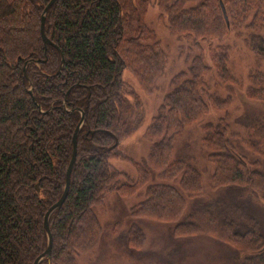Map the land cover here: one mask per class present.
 Instances as JSON below:
<instances>
[{"label": "trees", "instance_id": "1", "mask_svg": "<svg viewBox=\"0 0 264 264\" xmlns=\"http://www.w3.org/2000/svg\"><path fill=\"white\" fill-rule=\"evenodd\" d=\"M193 1H158L172 35L197 50L214 38L222 42L227 25L221 2L228 24L248 21L249 47L264 60V0H199L184 9ZM49 2L0 0V264H33L45 251L44 215L63 193L81 113L84 121L69 192L49 219L52 251L49 261L40 264H77L100 237L94 209L105 195L116 190L128 196L142 187L147 200L131 210L133 217H168L164 223L175 224L177 239L207 236L248 254L238 264H264L259 224L239 204L200 206L179 223L186 208L183 195L196 197L202 189L197 169L172 161L176 139L208 112L209 105L220 104L205 90L208 68L202 56H194L187 72L171 82V92L145 132L151 143L150 167L183 195L174 186H148V172L139 165L134 166L136 182L118 186L120 174L110 161L123 160L119 141L143 119L122 72L128 70L147 92L163 71V53L145 25L146 0H57L44 23L52 45L45 44L40 33ZM223 57L221 53L214 59L225 74ZM252 83L251 97L264 99V74L254 75ZM203 129L202 146L213 168L212 189L241 187L263 195L264 152L260 150L262 160L249 167L225 137L226 126L207 124ZM134 229L129 230L131 236Z\"/></svg>", "mask_w": 264, "mask_h": 264}, {"label": "rangeland", "instance_id": "2", "mask_svg": "<svg viewBox=\"0 0 264 264\" xmlns=\"http://www.w3.org/2000/svg\"><path fill=\"white\" fill-rule=\"evenodd\" d=\"M158 1L146 0L145 25L163 53L162 75L153 89L146 92L128 70L122 72L123 81L137 97L143 119L137 129L119 141L117 151L123 160L110 161L112 168L120 174L118 186L136 182L137 168L134 166L139 165L148 172V186L170 185L181 192L178 186L158 179L150 167L151 143L145 132L171 92V82L179 73L187 72L192 58L199 54L203 58L202 65L208 68L203 80L205 90L218 97L220 104L218 108L209 105L208 112L176 139L172 161L178 159L197 169L202 189L199 196L192 198L181 192L186 208L179 223L184 222L194 208L234 203L253 216L264 239V194L232 186L213 190V168L207 162V151L201 142L205 125L222 123L228 128L225 137L242 162L250 167L253 162L262 160L258 152H264V99L251 97L250 87L254 75L264 74V60L249 47L250 33L245 29L248 21L239 25L232 20L231 24H226L227 33L222 42L214 38L209 43H201L198 51L188 40L171 34L168 16L159 9ZM198 1L187 2L184 9L193 7ZM221 53H224L225 74L214 59ZM219 75L227 78L223 80ZM146 200V187L128 196L116 190L106 194L101 205L94 209L101 228L100 237L92 250L77 259V264H238L248 255L207 236L177 239L173 236L175 224L164 223L168 217L161 221L145 219L136 212L133 217L131 210H138ZM132 227L136 228L132 231L134 236L129 231Z\"/></svg>", "mask_w": 264, "mask_h": 264}, {"label": "water", "instance_id": "3", "mask_svg": "<svg viewBox=\"0 0 264 264\" xmlns=\"http://www.w3.org/2000/svg\"><path fill=\"white\" fill-rule=\"evenodd\" d=\"M56 1L57 0H50V2L47 4V6L45 7V9L43 11L42 18H41V25H40L41 38L45 44H49V45H52V44L48 40V38L46 37L45 32H44L45 15L49 11V9L56 3ZM220 7L222 10V14L224 16V19L226 21V24L228 25L226 11H225V8L221 2H220ZM24 72H25V68H24ZM29 93L32 94L31 90H29ZM83 121H84V115L81 113V120H80L78 126L76 127V130H75L73 138H72V155H71L70 163H69L67 170H66L65 185H64L63 193H62L60 199L55 204H53L46 211V213L44 215L43 229H44L45 235L47 237L46 249L40 256H38L36 258V260L33 262V264H40L42 261H49L51 251H52V244H53V238H52V234H51L50 227H49V219H50L51 215L56 210L61 208V206L63 205V203L65 202V200L67 198L69 188H70L71 173H72L73 167H74L75 162H76L77 135H78V132H79V130L83 124ZM117 145H118V141L115 140L114 146H117ZM35 188H36V191L39 192L38 186H36Z\"/></svg>", "mask_w": 264, "mask_h": 264}, {"label": "flooded vegetation", "instance_id": "4", "mask_svg": "<svg viewBox=\"0 0 264 264\" xmlns=\"http://www.w3.org/2000/svg\"><path fill=\"white\" fill-rule=\"evenodd\" d=\"M118 160V159H117Z\"/></svg>", "mask_w": 264, "mask_h": 264}]
</instances>
